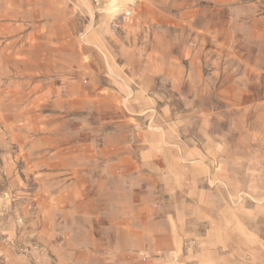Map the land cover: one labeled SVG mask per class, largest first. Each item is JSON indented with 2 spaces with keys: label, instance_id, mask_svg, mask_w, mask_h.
<instances>
[{
  "label": "rangeland",
  "instance_id": "374dc122",
  "mask_svg": "<svg viewBox=\"0 0 264 264\" xmlns=\"http://www.w3.org/2000/svg\"><path fill=\"white\" fill-rule=\"evenodd\" d=\"M0 264H264V0H0Z\"/></svg>",
  "mask_w": 264,
  "mask_h": 264
}]
</instances>
